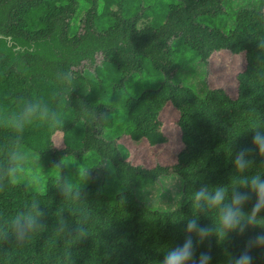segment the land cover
Segmentation results:
<instances>
[{
  "label": "trees",
  "instance_id": "obj_1",
  "mask_svg": "<svg viewBox=\"0 0 264 264\" xmlns=\"http://www.w3.org/2000/svg\"><path fill=\"white\" fill-rule=\"evenodd\" d=\"M226 1L0 0V34L28 48L16 53L0 40V106L16 111L21 98L43 97L64 121L54 130L30 126L19 147L55 158L78 150L95 156L89 168L93 178L84 188L90 236L77 241L53 232L60 209L71 224L79 219L80 206L60 195L59 179H50L43 195L8 184L0 190V223L35 198L45 210L48 231L22 245L11 239L0 243V264H159L167 248L184 242L192 190L205 184L235 185L234 151L251 145L249 128L264 125V9L260 0L261 10H238L233 29L226 33L205 23L227 14ZM225 51L246 58L245 70L236 78V98L224 88H207L201 97L174 83L193 59L207 72L213 55ZM69 72L70 82L58 79ZM134 80L158 86L135 95L128 87ZM169 107L179 114L183 149L177 162L154 168L132 165L120 141L129 136L151 147L168 143L161 116ZM58 133L64 148L55 144ZM12 135L0 129V166L6 164L2 149ZM260 165L256 155L248 175L264 173ZM108 173L122 187L113 199L103 193ZM165 177L181 180L182 198L177 209L161 212L147 206L137 191ZM254 200L245 205L246 211ZM211 215H201L199 223L212 224ZM259 231L232 234L222 245L212 237L196 247V256L210 250V264H227L225 249L238 255L248 236ZM69 250L71 256L66 255ZM252 255L253 264H264V250Z\"/></svg>",
  "mask_w": 264,
  "mask_h": 264
},
{
  "label": "clouds",
  "instance_id": "obj_2",
  "mask_svg": "<svg viewBox=\"0 0 264 264\" xmlns=\"http://www.w3.org/2000/svg\"><path fill=\"white\" fill-rule=\"evenodd\" d=\"M260 47L264 48V41H261ZM58 79L61 82H70L71 73L61 74ZM33 125L54 130L63 127L64 121L60 112L51 107L43 97L21 98L16 111H9L0 106V129L13 133L2 149L6 153L7 161L0 166V190L8 184L16 183V177L22 171L23 160L19 146L26 129ZM248 131L252 133L251 145L234 151L232 164L237 173L235 185L227 188L226 185L205 184L192 190L189 202L192 216L185 218L184 242L182 245L167 248L159 264H210L211 251L201 252L197 258V246L212 237L216 238L217 244L222 245L232 234L244 237L247 232L257 228L260 231L248 236L238 255L225 249L227 264H253L252 252L257 249L264 250V215H261L264 213V173L248 175L254 167L256 155L261 158L260 166H264V125H254ZM58 166L60 165L55 167ZM77 176L83 181V186L77 187L69 177L61 176L56 188L66 202L80 206L79 219L74 225L71 224L63 214L64 209H60L56 213V224L52 230L58 236L82 241L90 236V212H85L83 207L88 197L84 187L90 180V170L78 166ZM24 186L30 188L31 182L26 181ZM253 196L254 203L251 209L246 211L245 205L252 201ZM210 214H214L211 215L213 223L201 225L200 216L207 217ZM45 216L40 201L34 198L9 220L0 223V243H7L11 239L22 245L33 236L48 231ZM193 235L196 237V246ZM66 255L71 256V251Z\"/></svg>",
  "mask_w": 264,
  "mask_h": 264
},
{
  "label": "rangeland",
  "instance_id": "obj_3",
  "mask_svg": "<svg viewBox=\"0 0 264 264\" xmlns=\"http://www.w3.org/2000/svg\"><path fill=\"white\" fill-rule=\"evenodd\" d=\"M259 7H262L260 0H227L225 3L227 14L219 18L208 19L205 23L227 33L234 27L235 16L233 14L235 12L241 9L261 10ZM190 57L193 58V55L191 54ZM97 60L101 62L102 57L99 55ZM203 65L197 59H193L188 66H182L174 79V83L193 89L201 97L206 94L207 88H224L232 98L237 97L238 83L236 78L246 67L244 54L232 55L226 51L216 53L209 61L207 72ZM156 86H158L157 83L134 80L128 87L134 88V94L137 95L141 89L145 88L147 90ZM122 97H126V95ZM178 119V112L170 107L162 113L163 131L169 138L166 144L151 147L145 140L135 143L129 136H124L120 143L130 152L128 161L132 165H143L147 168H154L158 164L162 166L174 165L177 162L179 152L183 149L181 130L176 125ZM54 140L58 148H64L62 133L56 134ZM19 150L23 154L22 171L18 173L15 184L24 186L26 181H30L31 187L27 190L40 195L45 194L50 179H60L61 176L69 177L77 187L83 186V181L77 176V167L90 170L89 168L94 163L95 158L94 154L80 150L75 153L64 154L59 158L51 155L40 156L22 146L19 147ZM56 165L60 166L55 167ZM105 177L104 196L113 199L122 187L111 173H108ZM92 178L90 170V180L84 188L89 186ZM137 195L147 206L155 210L161 212L173 211L177 209L182 198L181 180L177 177H165L162 182L154 186L139 189Z\"/></svg>",
  "mask_w": 264,
  "mask_h": 264
},
{
  "label": "water",
  "instance_id": "obj_4",
  "mask_svg": "<svg viewBox=\"0 0 264 264\" xmlns=\"http://www.w3.org/2000/svg\"><path fill=\"white\" fill-rule=\"evenodd\" d=\"M1 39H4L7 42V44H8L9 47H14V51L16 53H21V52L24 53L28 49L26 47H21V46L17 45V42L14 41V40H12V37L5 36L3 34H0V40ZM32 50H34V48H31L30 49V51H32Z\"/></svg>",
  "mask_w": 264,
  "mask_h": 264
},
{
  "label": "flooded vegetation",
  "instance_id": "obj_5",
  "mask_svg": "<svg viewBox=\"0 0 264 264\" xmlns=\"http://www.w3.org/2000/svg\"><path fill=\"white\" fill-rule=\"evenodd\" d=\"M98 56H97V59H98ZM100 56L102 57V55H100ZM99 131L102 132V133H104V132L107 131V128L101 123V125L99 126Z\"/></svg>",
  "mask_w": 264,
  "mask_h": 264
}]
</instances>
